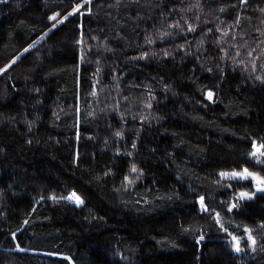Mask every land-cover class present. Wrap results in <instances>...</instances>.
<instances>
[{"label": "trees", "instance_id": "16d2710c", "mask_svg": "<svg viewBox=\"0 0 264 264\" xmlns=\"http://www.w3.org/2000/svg\"><path fill=\"white\" fill-rule=\"evenodd\" d=\"M0 69V264H264V0H0Z\"/></svg>", "mask_w": 264, "mask_h": 264}, {"label": "rangeland", "instance_id": "374dc122", "mask_svg": "<svg viewBox=\"0 0 264 264\" xmlns=\"http://www.w3.org/2000/svg\"><path fill=\"white\" fill-rule=\"evenodd\" d=\"M79 8V7H78ZM74 12V11H73ZM62 21V19H59L58 20V22H56V24L57 23H59V22H61ZM1 73V72H0ZM244 171V170H243ZM243 171H238V170H233V171H228V172H225V173H227V174H229V175H223L224 176V178L227 180V181H233V180H240V181H243V180H251L252 181V183H253V188L251 189V190H248V189H244V188H242V189H240V190H238L237 192H236V195H235V202H236V200H239V199H251V198H254L257 194H259V193H262V194H264V191H258L257 189L258 188H264V184H260L259 183V180L258 179H255V178H253V177H256V178H261V177H263V176H261L259 173H256V172H252V171H249V170H247V172L248 173H252L253 174V176H249L247 179H242V178H240L239 176H232V175H230L231 173H242ZM240 193H247V194H249V196H247V197H244V198H240ZM78 197L77 195H75V194H72L70 197ZM250 197V198H249ZM79 198V197H78ZM71 201H73L74 203H76V204H81V203H77L76 202V199L75 198H73V199H70ZM79 200H81L80 198H79ZM82 201V200H81ZM233 207V204L229 207V208H232ZM218 216V218H221V216L220 215H217ZM253 237V236H252ZM254 238V237H253ZM252 244V243H251ZM235 246V245H234ZM252 246H254V244H252ZM233 250H235V248L233 247Z\"/></svg>", "mask_w": 264, "mask_h": 264}, {"label": "snow or ice", "instance_id": "6c2138e0", "mask_svg": "<svg viewBox=\"0 0 264 264\" xmlns=\"http://www.w3.org/2000/svg\"><path fill=\"white\" fill-rule=\"evenodd\" d=\"M51 19L55 20L56 18H55V17H52ZM25 51H27V49H25ZM14 62H15V61H13V63H14ZM9 66H10V65H9ZM5 70H6V69H0V72L5 71ZM208 98H209V99L212 98V93H209V94H208ZM261 148H264V145H261ZM257 151H259V149H257ZM256 154H257L256 151H254V152L252 153L253 156H255ZM262 154H264V153H262ZM133 171H136V169L133 168ZM221 175H229V174H227V173H222ZM230 175H232V176H234V177H235V176H239V177L242 178V179H247L249 176H253L252 173H248V172H247V169H245L242 173H231ZM253 178L258 179L260 184H264V177H261V178L253 177ZM257 190H258V191H264V188H258ZM247 196H249V194H247V193H240V198H244V197H247ZM73 198L76 199V202H77V203H83V201L79 200L78 197H74V196H73V197H69V199H73ZM249 198H250V197H249ZM201 203H203V198H201ZM201 239H203V237H201ZM248 239L252 242V244H255V239L250 235V230H249V236H248ZM233 240L236 241V247H235V250H236L237 252L241 251V249H240V247H239V241L236 240L235 237H233Z\"/></svg>", "mask_w": 264, "mask_h": 264}]
</instances>
